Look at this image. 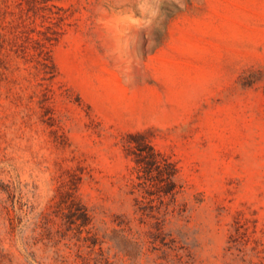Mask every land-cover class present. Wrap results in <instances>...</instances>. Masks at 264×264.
I'll use <instances>...</instances> for the list:
<instances>
[{"label": "rangeland", "instance_id": "374dc122", "mask_svg": "<svg viewBox=\"0 0 264 264\" xmlns=\"http://www.w3.org/2000/svg\"><path fill=\"white\" fill-rule=\"evenodd\" d=\"M0 264H264V0H0Z\"/></svg>", "mask_w": 264, "mask_h": 264}, {"label": "trees", "instance_id": "16d2710c", "mask_svg": "<svg viewBox=\"0 0 264 264\" xmlns=\"http://www.w3.org/2000/svg\"><path fill=\"white\" fill-rule=\"evenodd\" d=\"M137 150L139 152V157H140L138 163L144 162L145 165L150 166L160 171L162 167V161H164L162 156L158 155L152 148L148 146H147L148 151L146 153L144 152V148L137 147ZM142 168L144 169V167ZM143 171H146V170H143Z\"/></svg>", "mask_w": 264, "mask_h": 264}]
</instances>
